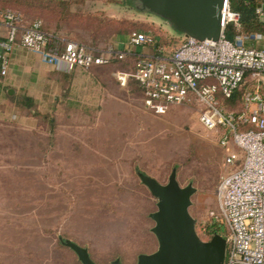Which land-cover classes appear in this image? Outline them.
Here are the masks:
<instances>
[{"label": "rangeland", "instance_id": "1", "mask_svg": "<svg viewBox=\"0 0 264 264\" xmlns=\"http://www.w3.org/2000/svg\"><path fill=\"white\" fill-rule=\"evenodd\" d=\"M130 1L113 3V15L124 10L139 18L149 27L132 30L152 31L170 47L179 41L167 34L179 33L165 20L134 10L136 1L130 8ZM64 31L94 44L85 29L65 25ZM246 43L264 48V36L247 35ZM130 66L126 60L73 69L64 73L68 78L57 93L28 106L10 102L2 91L0 264H82L62 243L67 239L86 248L97 264L116 258L136 264L138 254L157 247L149 216L157 200L138 172L165 184L175 168L178 183L195 188L188 210L196 233L202 240L219 234L211 212L217 211L216 185L233 147L222 148L200 126L197 104L173 107L166 115L147 111L134 82L122 87L115 80L117 70Z\"/></svg>", "mask_w": 264, "mask_h": 264}, {"label": "built area", "instance_id": "2", "mask_svg": "<svg viewBox=\"0 0 264 264\" xmlns=\"http://www.w3.org/2000/svg\"><path fill=\"white\" fill-rule=\"evenodd\" d=\"M229 22L237 25L238 15L225 0L217 40L183 35L170 47L157 43L152 31L133 30L127 49L110 44L100 49L55 36L17 10L0 9V75L7 74L16 47L68 73L122 61L134 55L132 47L156 44L155 54H136L129 70L114 73L115 80L122 87L134 82L144 108L155 115L197 104L200 126L222 148L233 147L224 157L225 171L216 185L217 211L211 215L225 240L224 264H264V48L247 45L244 35L228 39L224 29Z\"/></svg>", "mask_w": 264, "mask_h": 264}, {"label": "water", "instance_id": "3", "mask_svg": "<svg viewBox=\"0 0 264 264\" xmlns=\"http://www.w3.org/2000/svg\"><path fill=\"white\" fill-rule=\"evenodd\" d=\"M140 11H148L163 20L176 32L197 40H217L222 31V9L225 0H133ZM264 10V3L260 4ZM9 93H11L9 91ZM141 182L156 198V210L149 214L154 221L151 232L157 247L150 253H140L136 264H224L225 240L214 234L202 240L189 213L195 188L191 183L181 186L173 168L167 183L138 172ZM63 244L72 249L82 264H97L88 250L71 240ZM111 264H121L114 259Z\"/></svg>", "mask_w": 264, "mask_h": 264}, {"label": "trees", "instance_id": "4", "mask_svg": "<svg viewBox=\"0 0 264 264\" xmlns=\"http://www.w3.org/2000/svg\"><path fill=\"white\" fill-rule=\"evenodd\" d=\"M84 1L85 0H0V9L17 10L27 22L40 21L44 29L47 28L46 22H55L56 27H59L61 23L69 27H79L90 31L93 40H97L96 38L103 34L125 35L130 34L133 28L144 30L149 27V24L141 23L139 20H133L132 18L122 17L121 19H108L95 13H85L83 11L85 9L80 7L83 5ZM110 1L112 3L122 4L120 0ZM228 1L230 11L238 15L237 25L232 22L225 25L224 34L228 39H233L235 35L251 36L260 34L264 36V10H257L261 7L260 4L264 3V0ZM132 4L133 2L131 0L129 2L130 8H133ZM134 9L136 10V8ZM250 46H254V43ZM126 60H129L130 64V56L122 61H115L110 64L124 62ZM67 78L68 76L64 74V81ZM240 93V91H237L236 94L239 95ZM7 98L10 102L18 105L22 104L28 106L33 103L31 98H26L25 96L15 98L14 95H7Z\"/></svg>", "mask_w": 264, "mask_h": 264}, {"label": "crops", "instance_id": "5", "mask_svg": "<svg viewBox=\"0 0 264 264\" xmlns=\"http://www.w3.org/2000/svg\"><path fill=\"white\" fill-rule=\"evenodd\" d=\"M112 2L110 0H85L83 10L85 13H95L103 18L108 19H121L122 17L129 18L126 15H123L124 10H117L119 12L118 15H113ZM94 5V7L89 8V6ZM137 6V5H136ZM135 6V7H136ZM135 10V9H134ZM136 10H139L136 7ZM133 19V18H132ZM139 18H136L137 20ZM140 21V20H139ZM153 23L155 22L154 20ZM53 23L54 27L49 29L45 28L48 32L52 33L55 36L62 37L65 39H73L75 35L72 32L64 31L65 25L61 23L59 27H56L55 22ZM154 27V24H152ZM45 26V25H44ZM67 26V25H66ZM157 25H155L156 27ZM73 31V30H72ZM88 31V30H86ZM149 31V30H148ZM90 33V31H88ZM168 35L174 36L178 38H182L183 34H172L171 32H167ZM91 40L93 37L91 34L86 35ZM128 36L129 34H110V35H101L98 38L101 41H94V44H89L97 48H103L106 45H112L115 48L121 50L122 48L127 49L128 46ZM157 39V37H156ZM157 43H160V40L157 39ZM121 48V49H120ZM132 52L134 55L130 56V65L133 62L134 56L136 54L139 55H152L157 52L156 44L152 46H138L132 47ZM79 67L74 68L75 71L78 70ZM63 72H58L53 69L52 66L44 64L41 62L39 56L35 53H32L24 48L16 47L10 54V67L5 76L0 75V96L2 91H6L7 95H14V97L25 96L26 98H31L34 103L39 102L38 96L41 95H49L55 94L56 88L61 89V84H63ZM79 77V76H77ZM76 79V77L74 78ZM9 91L11 93H9ZM8 103V101H7ZM10 103V102H9ZM152 252V251H151ZM150 253V252H148Z\"/></svg>", "mask_w": 264, "mask_h": 264}]
</instances>
